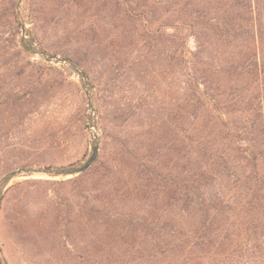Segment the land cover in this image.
<instances>
[{"label": "rangeland", "instance_id": "rangeland-1", "mask_svg": "<svg viewBox=\"0 0 264 264\" xmlns=\"http://www.w3.org/2000/svg\"><path fill=\"white\" fill-rule=\"evenodd\" d=\"M139 4L0 0V184L12 176L2 190L0 264H150L145 226L179 214V204L168 206V179L150 170L165 178L175 167L179 177L180 92L136 44L150 0ZM95 143L121 167L117 201L103 200L100 216L89 211L97 203L84 178L46 173L84 164ZM233 182L220 177L216 196L222 186L237 192ZM171 186L179 191L178 178Z\"/></svg>", "mask_w": 264, "mask_h": 264}, {"label": "trees", "instance_id": "trees-1", "mask_svg": "<svg viewBox=\"0 0 264 264\" xmlns=\"http://www.w3.org/2000/svg\"><path fill=\"white\" fill-rule=\"evenodd\" d=\"M140 2L135 0L136 9ZM148 9L146 34L135 41L163 64L168 89L180 92L175 108L181 136L179 177L175 167L165 178L150 170L160 181L168 179V206L179 204V214L145 226L152 233L148 260L264 264V0H150ZM22 41L32 51V40ZM120 168L117 160L101 158L95 143L84 164L46 173L84 178L87 200L97 203L89 211L100 216L117 201ZM226 176L237 192L228 197L222 186L216 196L215 184ZM177 178L176 192L171 185ZM11 179L7 175L0 184V209Z\"/></svg>", "mask_w": 264, "mask_h": 264}]
</instances>
